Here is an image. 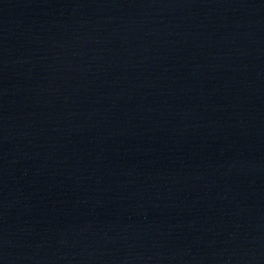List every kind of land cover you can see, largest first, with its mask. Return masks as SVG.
Listing matches in <instances>:
<instances>
[{"label":"water","instance_id":"1","mask_svg":"<svg viewBox=\"0 0 264 264\" xmlns=\"http://www.w3.org/2000/svg\"><path fill=\"white\" fill-rule=\"evenodd\" d=\"M264 66V0H220Z\"/></svg>","mask_w":264,"mask_h":264}]
</instances>
